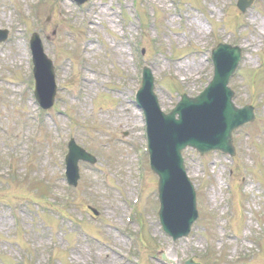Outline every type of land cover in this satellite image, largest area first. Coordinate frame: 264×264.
<instances>
[{"label":"rangeland","instance_id":"rangeland-1","mask_svg":"<svg viewBox=\"0 0 264 264\" xmlns=\"http://www.w3.org/2000/svg\"><path fill=\"white\" fill-rule=\"evenodd\" d=\"M32 1L0 0V27L10 39L0 44V264H123L118 255L128 244L134 257L127 264H159L155 249L162 245H174L182 263L194 255L203 264H233L238 256L241 264H264V153L258 149H264V136L255 143L241 140L240 130L234 144V236L226 232L223 203L226 165L233 160L190 150L183 158L198 191L199 220L189 238L172 242L162 232L157 178L146 158V193L131 227L136 241L124 230L126 208L136 194L135 152L144 142L143 114L131 98L138 86L135 74L151 69L160 107L169 112L181 94L196 96L211 79L206 56L214 41L243 47L256 42L230 86L235 103L255 106L264 117L255 97L264 89V67L261 82L245 88L247 70L264 65V53L257 50L264 46V0L244 15L234 0H90L82 7L44 0L39 32L56 66L59 94L44 112L47 121L37 139L31 136L30 87L18 94L32 59L28 39L38 30L32 27L38 23ZM21 15L31 26L29 34ZM258 123L255 138L264 132V120ZM71 138L98 164H81L78 186L68 190L61 163ZM8 156L15 167L7 177ZM35 185L46 190L45 198ZM258 248L263 254L253 260ZM48 252L54 254L51 260Z\"/></svg>","mask_w":264,"mask_h":264},{"label":"water","instance_id":"water-1","mask_svg":"<svg viewBox=\"0 0 264 264\" xmlns=\"http://www.w3.org/2000/svg\"><path fill=\"white\" fill-rule=\"evenodd\" d=\"M80 2V0H77ZM35 38L33 41V50L35 57L36 78L38 84L37 96L40 100L39 103L43 107L48 108L53 102L55 95L54 79H53V69L51 64L42 56L40 46ZM215 58L216 64V78L212 83L210 90L208 92H214L216 89H220V94H223L222 102H219L216 109L212 108L216 104L210 99L208 92L197 100H189L184 98L180 104V110L187 111L190 107H194L197 111L191 109L189 114H196V121L191 123V127H197L199 132L193 130L194 138L186 137H171L169 140L164 141L163 136L154 135L152 140V156H153V167L154 170L161 177L160 192L163 208L161 211L162 222L165 230L174 238L181 236H187L190 232L192 225L196 221L197 214L195 210V194L188 181L184 178L182 162L180 160V151L185 146H191L197 149L200 153L205 154L213 150H220L225 153L231 151V135L242 126L245 122L249 121L250 116L245 112H239L231 104L232 94L226 90V82L232 75L235 64L239 58V53L233 52L230 48H220ZM229 58V63H223V59ZM152 82L150 79L145 80L144 88L141 94V100L139 101L142 108L145 107V102L152 96ZM215 93V92H214ZM45 96H47L48 102L45 101ZM210 104L207 109H201L200 107L205 104V101ZM149 103V102H148ZM150 104V103H149ZM146 112H148V121L150 119V124L153 126L155 124V119L149 118L151 115V110L147 104ZM144 108V109H145ZM205 111V114H199V111ZM208 112V113H207ZM183 115V112H181ZM207 117V118H205ZM209 127L206 129V125ZM154 126V130H155ZM156 132V131H155ZM200 132L210 133L213 136L209 138H201ZM175 162V165H168L167 161ZM76 160H74L73 166H75ZM172 169V173H169L168 169ZM180 169L181 175L179 179L174 178V169ZM176 182V183H175ZM184 220V225L180 228L175 226L173 221L176 216H179ZM184 215V216H183Z\"/></svg>","mask_w":264,"mask_h":264}]
</instances>
